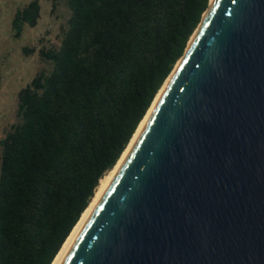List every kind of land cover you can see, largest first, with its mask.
<instances>
[{"label":"water","instance_id":"water-1","mask_svg":"<svg viewBox=\"0 0 264 264\" xmlns=\"http://www.w3.org/2000/svg\"><path fill=\"white\" fill-rule=\"evenodd\" d=\"M175 64L61 264H264V0H208Z\"/></svg>","mask_w":264,"mask_h":264},{"label":"trees","instance_id":"trees-1","mask_svg":"<svg viewBox=\"0 0 264 264\" xmlns=\"http://www.w3.org/2000/svg\"><path fill=\"white\" fill-rule=\"evenodd\" d=\"M207 5L66 0L59 44L40 51L50 69L18 89L19 119L0 138V264L51 263ZM38 15V0L17 8L13 35Z\"/></svg>","mask_w":264,"mask_h":264},{"label":"rangeland","instance_id":"rangeland-1","mask_svg":"<svg viewBox=\"0 0 264 264\" xmlns=\"http://www.w3.org/2000/svg\"><path fill=\"white\" fill-rule=\"evenodd\" d=\"M29 0H0V138L18 121L16 92L38 72L47 73L50 62L41 50L59 44L69 15L66 0H38L39 15L33 26L24 24L13 35L14 11Z\"/></svg>","mask_w":264,"mask_h":264},{"label":"bare ground","instance_id":"bare-ground-1","mask_svg":"<svg viewBox=\"0 0 264 264\" xmlns=\"http://www.w3.org/2000/svg\"><path fill=\"white\" fill-rule=\"evenodd\" d=\"M210 1L211 0H209V2ZM175 67L176 66H174V68L171 70L170 74L168 75V77L164 81L163 85L158 90V92L155 95V97H154L151 105L149 106L147 112L143 116L142 120H140V123L138 124L135 132L133 133L132 137L130 138L129 143L127 144L126 148L122 152L121 156L119 157V159L117 160L115 165L112 168H110L108 171H106L104 173V175L99 179L98 185L96 186V188L94 190V194L91 197L88 205L86 206V208L81 213L79 219L77 220V222L75 223V225L71 229L70 233L68 234V236L66 237V239L62 243L61 247L59 248L58 252L56 253L55 257L53 258V260L51 261L50 264H61L62 263L67 252L69 251L74 239L76 238L78 232L80 231L82 226L85 224V222L89 218V216H90L91 212L93 211L94 207L96 206L97 202L102 197V195L105 193L106 189L108 188L111 181L113 180L115 174L117 173L119 167L123 163L125 157L128 155L130 149L132 148V146L134 145V143L136 142V140L138 139V137L142 133L145 125L147 124V122L150 118V115H151L154 107L156 106V104H157V102H158L167 82H168V80L170 79L171 75L173 74Z\"/></svg>","mask_w":264,"mask_h":264}]
</instances>
